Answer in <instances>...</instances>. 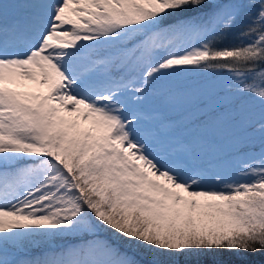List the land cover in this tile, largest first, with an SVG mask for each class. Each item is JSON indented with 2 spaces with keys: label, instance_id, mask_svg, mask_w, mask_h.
Instances as JSON below:
<instances>
[{
  "label": "snow or ice",
  "instance_id": "obj_1",
  "mask_svg": "<svg viewBox=\"0 0 264 264\" xmlns=\"http://www.w3.org/2000/svg\"><path fill=\"white\" fill-rule=\"evenodd\" d=\"M0 264H264V0H0Z\"/></svg>",
  "mask_w": 264,
  "mask_h": 264
},
{
  "label": "trees",
  "instance_id": "obj_2",
  "mask_svg": "<svg viewBox=\"0 0 264 264\" xmlns=\"http://www.w3.org/2000/svg\"><path fill=\"white\" fill-rule=\"evenodd\" d=\"M259 258V254H258V256L256 257V259H258Z\"/></svg>",
  "mask_w": 264,
  "mask_h": 264
}]
</instances>
